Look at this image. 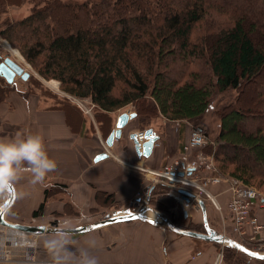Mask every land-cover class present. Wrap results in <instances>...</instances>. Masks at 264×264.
<instances>
[{"label": "trees", "instance_id": "1", "mask_svg": "<svg viewBox=\"0 0 264 264\" xmlns=\"http://www.w3.org/2000/svg\"><path fill=\"white\" fill-rule=\"evenodd\" d=\"M19 2L0 0V13ZM33 3L26 16L0 21V35L43 77L57 79L68 94L90 98L102 116L134 103L138 129L155 130L150 119L161 113L205 131L203 118L214 105L220 115L217 160L254 186L264 168V0ZM12 84L0 74V102ZM168 190L162 183L151 186L150 203L183 224L184 210L174 212ZM49 191L34 216L44 210ZM112 196L107 194L115 201ZM224 255L248 262L234 246L225 245Z\"/></svg>", "mask_w": 264, "mask_h": 264}, {"label": "crops", "instance_id": "2", "mask_svg": "<svg viewBox=\"0 0 264 264\" xmlns=\"http://www.w3.org/2000/svg\"><path fill=\"white\" fill-rule=\"evenodd\" d=\"M87 101L67 100L56 105H47L41 96L11 91L0 102V140L13 138L18 133H38L43 137L49 156L57 164L56 169L48 173L42 183L35 185L31 183L30 172L21 174V179L14 186V202L5 213L8 220L30 224L47 218L58 219L59 216H55L58 212L78 217L79 212L82 214V211L102 202L120 204L135 200L137 191L147 184L148 177L146 173L129 167L128 163L139 162L149 167H160L165 164L163 157L168 158V162L180 152V147L173 145L174 140L178 139L175 133L167 136L156 128L155 131L161 136L157 140L162 142L161 148L156 152L154 149L148 158L139 157L133 141L129 138L130 132L138 129L133 120L129 121L121 138L116 139L113 146H108L106 138L115 128L117 118L124 110L121 108L109 113L108 121V116H102V111L94 103ZM182 137L186 139L187 132ZM102 152H108L109 156L95 161V157ZM51 186H56V189ZM49 188V197L43 212L34 216L33 211L45 200V191ZM210 189L216 195L221 209L215 208L218 210L215 212L213 204L205 202L207 219L217 218L218 213L222 214V218L218 219L220 225L223 224L222 231L239 239L231 231L225 184L211 185ZM106 193L112 194L115 201H111ZM173 210L177 214L180 211L176 207ZM253 214L264 223V208H255ZM76 221L78 222L74 217L67 219L69 225ZM190 222L200 228L204 226L201 207L189 209L188 216L184 214L183 224L178 225L188 227ZM202 231H205V226ZM49 234L51 233L31 237L33 240L27 248V257L33 262L31 264L50 261L42 244V237ZM72 238L76 242L71 246L73 250L86 246V241L94 239L96 247L92 252L97 257L98 264H214L223 250L222 246H225L222 243L182 235L164 226L139 219L107 224L72 234ZM3 240L0 237V249ZM240 242L253 246L246 239H241ZM248 257L247 263H237L232 258L225 257L223 250L220 263L264 264V259ZM3 264H13V261L7 260Z\"/></svg>", "mask_w": 264, "mask_h": 264}, {"label": "built area", "instance_id": "3", "mask_svg": "<svg viewBox=\"0 0 264 264\" xmlns=\"http://www.w3.org/2000/svg\"><path fill=\"white\" fill-rule=\"evenodd\" d=\"M76 100L82 101L83 99ZM128 111L132 110L128 109ZM136 133L138 141L140 143L144 142L145 130L137 129ZM206 138L207 134L201 128L194 126L189 138L182 146V152H189L202 146L206 142ZM158 144L159 141H156L154 149ZM199 157L201 159L207 158L202 153ZM128 166L146 173L148 177L147 184L136 193L135 203L138 204L137 206L150 203V199H148L150 197V187L156 183H162L170 187V195L176 200L175 207L180 210L188 211L193 207H200V201L210 202L217 209H221V205L216 195L211 191L210 186L225 184L228 193L227 208L230 215L231 231L239 239H246L253 243L254 250L264 253V223L259 221L256 214H253L255 208H264V193L260 192L255 186L243 182L238 177L222 174L212 156L205 165H203V162L190 161L178 156L173 157L160 167H149L139 162H129ZM182 190L190 194L187 195ZM7 199V192L0 196V208ZM225 229L226 226H224ZM17 232L23 233L27 242L17 236ZM34 235L36 234L0 223V237L4 239L0 249V253H4V255H0V264L7 260L13 261V264L33 263L27 257V248L29 242L33 240L31 237H34ZM236 239L238 238L236 237ZM222 247L224 250V246ZM223 250L214 264H221ZM36 264H50V261Z\"/></svg>", "mask_w": 264, "mask_h": 264}, {"label": "rangeland", "instance_id": "4", "mask_svg": "<svg viewBox=\"0 0 264 264\" xmlns=\"http://www.w3.org/2000/svg\"><path fill=\"white\" fill-rule=\"evenodd\" d=\"M34 3L33 0H20L18 4L15 5H9L5 7V12L0 13V21L9 20L10 19H19L31 12V9L33 7ZM1 24V23H0ZM25 33V32H24ZM23 33V34H24ZM15 49V51H14ZM18 54V55H16ZM11 58L15 62H17L19 65H21L26 72L29 73L28 79H23L22 76L16 75L13 86L10 89L11 91L18 92V93H23L27 95H36V96H41L44 98L45 104L47 105H56L59 102H63V99L66 100H73L76 101V99H79L76 96H73L71 94L66 93L61 87H60V82L55 79H47L43 77L31 64L25 56L22 54L20 49L16 46H14L9 40H7L5 37L0 35V62L3 61L5 58ZM10 91V92H11ZM9 92V94H10ZM229 96L233 97L234 96V91L229 92ZM83 100H92L90 98H80ZM87 101V102H88ZM90 103V102H89ZM93 103V102H92ZM216 105V102L214 103ZM90 106L91 104H87ZM135 104L130 103L127 104L125 107H123L121 110L127 111V109H132V111H135ZM95 110V109H94ZM93 110V112H94ZM122 111V112H124ZM121 112V113H122ZM104 118V117H103ZM106 119L109 118L106 117ZM203 125L205 127V133L207 134L206 142L198 147L195 148L189 152H182V146L184 142L187 141L189 138L194 126V122H191L190 120H171L167 119L164 115L159 113L158 116L154 117L153 119H150V124L155 125L157 128H159L160 131L165 133L167 136H169L172 132L175 133L176 137L178 139L174 140L173 145H177L176 147H180V152L177 153L176 156H180V158H185L187 160L193 161L196 160L197 162H203V165H205L208 161L209 158L212 156L217 167L221 165L220 161L217 160L215 149L217 148V143H216V136L219 133V128H220V115L217 113V111L214 109V105L212 108L209 109L207 112L206 116L203 118ZM136 125V124H135ZM245 125L248 128L253 127L252 122H246ZM198 127V126H197ZM184 132H187V137L184 139L182 136L184 135ZM162 146V142H159V144L155 147V152L157 149H160ZM203 154V156H207V158L201 159L199 157L200 154ZM172 159V158H171ZM168 158L163 157V161L167 163ZM221 167V166H220ZM232 169V166L229 165L228 168L224 169L221 167L219 168V171L222 172V174H226L228 176H233L229 173V171ZM260 175V179H262V183H259V178L253 179L252 182H254V186L258 188V190L262 193H264V168H259L258 172H256ZM157 184V183H156ZM160 184V183H159ZM211 187V186H210ZM51 188L56 189V186H51ZM169 194L171 192V189L169 187L168 190ZM174 199V198H173ZM176 201V200H174ZM138 204L135 203V200H130L127 202H122L120 204H112L111 202H102L100 204L93 205V207H90L89 209L82 211L78 213V217L76 216H70V215H63L61 213H56L55 216H59V218L55 219H42L43 221H38L30 224H35V225H47V226H61V225H66L67 227H75V226H80L83 224H88V223H93V222H98L100 220H103L107 218L108 216L114 215L115 213H121L123 210L127 208H131L132 210H139L140 208L143 207L137 206ZM151 206L155 207L156 206L153 203H150ZM175 207V206H174ZM174 207H172L174 209ZM216 207L214 206L215 212H218V210L215 209ZM158 209V208H157ZM159 210V209H158ZM149 211V210H148ZM163 214H165L162 210H159ZM43 212V211H42ZM219 214V215H218ZM217 218H212L210 219L211 224L210 226L215 229L218 232H222L223 224L220 225L219 220L222 218V214L218 213ZM166 215V214H165ZM216 215V213H215ZM71 217H74L75 219L78 220L76 221L75 224L69 225L70 223L67 222V219H70ZM208 219V220H209ZM219 219V220H218ZM223 220L221 219V222ZM186 222V221H185ZM209 222V223H210ZM102 227V226H100ZM97 227V228H100ZM221 227V229H220ZM204 229V226L201 227ZM38 234L34 235L37 236ZM33 237V236H32ZM250 247L253 246L251 245ZM253 263V262H252Z\"/></svg>", "mask_w": 264, "mask_h": 264}, {"label": "water", "instance_id": "5", "mask_svg": "<svg viewBox=\"0 0 264 264\" xmlns=\"http://www.w3.org/2000/svg\"><path fill=\"white\" fill-rule=\"evenodd\" d=\"M0 74L6 79L7 82L13 83L16 75L22 76L23 79H28L29 73L24 70V68L19 65L17 62L12 60L11 58H5L0 62ZM137 115L136 111L127 112L124 111L119 114L116 126L111 131L109 136L106 138V144L108 146H113L116 139L121 138L123 134V130L129 124L130 120H133ZM132 129V128H131ZM129 138L134 143V149L136 154L139 157L148 158L152 155L154 150V144L157 140L161 138L160 134H158L153 128L145 129V141L140 143L137 139L136 131H131L129 134ZM109 156L108 152H102L95 157V161H99L100 159L106 158ZM183 193L189 195L190 193L182 190ZM8 199L4 203V205L0 208V223L3 225H7L10 227H14L20 230H24L27 232L35 233V234H44V233H52L59 226H47V225H35L21 222H14L7 220L5 218V213L9 210L12 203L15 199V188L10 187L8 189ZM150 199V197L148 198ZM200 207L203 212L204 217V226L205 231L194 230L185 226L178 225L174 223L171 218L166 214L160 212L157 208L150 205V203H144L143 207L139 210H132L131 208H127L123 210L121 213H115L114 215L108 216L107 218L100 220L98 222L83 224L75 227H68L71 231V234H79L94 228L104 226L107 224L122 222V221H130V220H147L149 222L164 226L168 229L174 230L182 235H187L195 238H200L208 241L222 243L224 245H230L236 247L238 250L243 252L244 254L253 257L264 259V253L256 251L239 240L225 234L222 232H218L213 229L208 222L207 219V210L206 203L204 201H200ZM152 211L155 213L154 216H150L147 211ZM185 216H188V212L184 211Z\"/></svg>", "mask_w": 264, "mask_h": 264}, {"label": "clouds", "instance_id": "6", "mask_svg": "<svg viewBox=\"0 0 264 264\" xmlns=\"http://www.w3.org/2000/svg\"><path fill=\"white\" fill-rule=\"evenodd\" d=\"M57 167L46 149L43 137L36 134L18 133L15 137L0 140V196L21 179V174L30 172L32 184L42 183L46 175ZM19 195L22 196V193ZM26 241L23 233L17 232ZM76 242L66 225L57 227L51 234L42 237L43 248L50 257V264H98L92 250L96 241H86V246L73 250ZM4 255V253H0Z\"/></svg>", "mask_w": 264, "mask_h": 264}, {"label": "bare ground", "instance_id": "7", "mask_svg": "<svg viewBox=\"0 0 264 264\" xmlns=\"http://www.w3.org/2000/svg\"><path fill=\"white\" fill-rule=\"evenodd\" d=\"M14 51H15V49H14ZM16 52V51H15ZM16 55H18V54H16ZM147 213L150 215V216H154L155 217V213H153L152 211H147Z\"/></svg>", "mask_w": 264, "mask_h": 264}]
</instances>
